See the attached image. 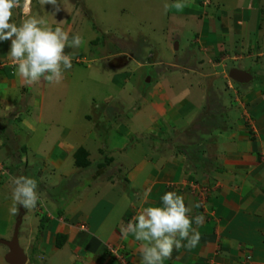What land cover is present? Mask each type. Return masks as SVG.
I'll list each match as a JSON object with an SVG mask.
<instances>
[{"label":"rangeland","instance_id":"rangeland-1","mask_svg":"<svg viewBox=\"0 0 264 264\" xmlns=\"http://www.w3.org/2000/svg\"><path fill=\"white\" fill-rule=\"evenodd\" d=\"M222 1L231 5L230 0ZM254 1V4L252 0L232 1L234 5L229 8L224 3L219 5L217 0H190L182 12L170 9L165 13L164 5L176 0H58L62 10L55 13L51 5L41 6L39 0H32L34 15L43 17L53 29L59 26L68 32L69 41L79 34L85 44L65 48V53L72 56V68L65 70L60 84L46 83L41 89L43 79L32 86L21 83L23 87L18 94L12 92L4 101L0 99L3 102L0 105V240L12 239L20 209L24 212L18 235V245L22 249L39 240L40 234L35 235L37 229L49 224L50 219L67 215L63 210L71 215L75 206L60 208V212L58 207L47 204H52L49 195L58 205L72 196L82 198L81 203L85 200L84 209L96 204L100 213L108 215L109 225L115 224L122 208L121 184L124 186L130 178L128 173L135 169H141L140 174L147 173V167L143 165L146 160L159 158L161 152L168 158L171 151L164 147L158 156L150 154L154 148L151 149L148 140L162 139L158 131L153 135L154 130L147 132L146 125L143 126L149 117L156 125L166 116L175 120L174 114L178 110L179 120L177 124L173 122V127L183 124L191 116L204 120V126H210L207 120L210 116L216 119L219 112L216 109L209 115L213 98L220 97L216 91L219 87L227 92L229 100L242 98L240 85L228 75L231 69L254 70L257 65L250 59V50L256 42L251 41L249 49L247 41L257 31V38H263L264 0ZM257 1H261L259 8ZM245 11L249 13L247 23L242 20ZM15 19L18 25L25 17L15 10L13 21ZM236 20L240 24L235 26ZM246 51L248 56L244 55ZM263 51L262 42L251 56H263ZM207 99H210L205 102L207 105L196 111ZM182 101L187 104H177ZM8 103L13 105L11 109ZM116 129L126 134L129 130V135L123 136ZM168 134L166 131L165 136ZM168 136L173 139V134ZM58 142L63 143L64 151L73 154L77 150L75 146L82 143L80 145L90 152L91 169L84 170L88 171L85 175L88 181H111L118 187L100 186L98 193L93 194L86 184H82L79 174L61 177V173H66L67 162L64 170L48 171L46 161L48 163L49 156L45 159L43 152H58ZM161 143L159 141L157 146ZM27 148L36 153L39 150V154H29ZM209 157L205 160L212 164ZM206 166L204 171H198L199 175L212 171V165ZM235 171L240 172L241 180L246 178V172ZM53 174L56 176L51 177ZM21 175L38 182L42 202H38L33 210L17 205V213L13 215L9 212L12 205L9 178ZM183 186L193 189L197 204L202 198L200 194L207 193L204 186L188 183ZM256 186L259 192L264 191V183ZM137 197L133 195L132 199ZM259 205L255 204L256 210H251L263 212L264 204ZM70 219L66 218L65 222L73 225ZM74 229L72 231H89L87 225ZM55 236L54 242H49L54 252L59 249L55 247ZM111 247L108 246V251L116 264L129 262L124 257V247ZM34 252L24 250L25 264H29V259L30 264H43L44 259L37 258ZM8 253V248L0 244V264H7L4 257ZM57 255L63 256L65 264L73 258L68 252ZM45 257L46 264H50L48 256Z\"/></svg>","mask_w":264,"mask_h":264},{"label":"crops","instance_id":"crops-1","mask_svg":"<svg viewBox=\"0 0 264 264\" xmlns=\"http://www.w3.org/2000/svg\"><path fill=\"white\" fill-rule=\"evenodd\" d=\"M219 1V5L222 6L224 3L226 7L232 8L233 2L236 0H230L231 5L222 0H217V3ZM252 1L254 4L255 1ZM257 2L259 8L261 1ZM248 6L250 7V5ZM248 16V11L242 15L244 23H247ZM259 16L261 15L257 17ZM256 20L258 21L257 18ZM17 21L15 19L13 22ZM239 24L240 21L236 20L235 26ZM257 33L258 31L253 33V37L249 36L247 41L249 49L251 41L256 42L255 47L250 50V59L257 63L255 69L238 68L248 72L252 76V80L242 85L236 83L240 85L238 87L243 92V96L239 100L236 97L233 101L229 100L227 92L220 87L216 90L220 97L213 98V102L209 106L212 108L211 111L209 110V115L216 109L219 112L215 116L216 119L210 116L211 119L207 120L212 127L204 126L205 121L195 116H191L183 124L173 127V122L177 124L179 120L180 112L178 110H176L177 114H174L177 117L175 120L166 116L153 125L152 117H149L144 122L143 126L146 125L147 132L154 130L155 134L153 135H156L158 131L162 139L157 142L148 140L151 149L154 148L150 154L158 156L161 148H171V151L168 158H166V154L162 155L164 152H161L159 158L149 159L148 162L146 160L143 165H146L147 173L140 174L141 169H135V172L128 173L130 178H127L124 186L121 184L122 208L121 212L117 214L120 218L115 224L109 225L108 215L100 213V207L96 204L84 209L85 200L81 203L82 198L72 196L64 204L58 205L48 193V200L52 204L49 202L47 204L58 207V211L60 208L68 209L71 205L75 206L72 211L70 209L72 216L63 210L67 215H59L61 217L55 220L50 219L49 224L41 227L39 231L37 229L35 235L40 234L39 240L36 242L32 238L35 242L30 243L32 241L30 240V244L23 249L29 253L30 250L35 251L37 258L44 259L43 264H46L45 255L48 256L50 264H65L66 260H63V256L57 255L61 252H68V255L73 257L68 264H116L109 254L108 246L112 245L113 248L122 246L125 248L124 257L129 261V264H141L139 242L135 241L131 235L127 240L123 239L119 226L125 221L124 226L133 221L142 207L162 206V196L169 191L183 196L186 206L197 205L193 189L190 190L187 186H183L188 183L193 186H204L208 190L202 200L204 207L198 204L200 207H193L190 214L193 218L196 215L205 217L203 225L199 227L193 220V228L199 231L201 238L195 248H174L171 258L166 259L163 264H264V210L263 212L251 210H256L255 204H264V191L259 192L256 186L258 183H264V55L251 56L258 44L261 46L263 42L264 46V35L263 38H257ZM243 38L241 39L243 40ZM10 44L11 41H5V44L0 41V99L3 98V101L12 92L18 94L23 87L20 84H25L16 75L15 67H9L12 63L8 56ZM244 55L248 56L247 51ZM260 64L263 66H259ZM10 69L14 70L13 76L9 73ZM46 83L48 82L45 81L41 85V89ZM228 86L232 89L230 84ZM206 101L208 103L210 99L202 101L196 111L205 107ZM1 102L0 100V105ZM177 104L187 103L182 101ZM12 107L13 105L8 103V108ZM29 109L32 110L31 105ZM116 131L123 136L129 135V130L128 134L123 130L116 129ZM166 131L173 134V139L169 138V134L165 136ZM159 141L162 143L158 147ZM80 144L82 143H78L75 148H83L91 163L89 150ZM61 146L63 143L58 142L57 149L60 148L58 152L53 150L43 152L45 159L49 156L48 163L46 161L48 171L64 170V164L68 163V168L65 169L66 173H61V177L68 178L79 174L78 177L83 179L82 184H86V188L92 190L93 194L98 193L100 186L118 187V184H111V181L109 183L100 179L88 181L89 179L85 176L88 171L84 170H90L91 166L82 170L75 167L72 151H64ZM27 150L29 154H39V150L37 153L33 152L31 148H27ZM50 156L54 159H51ZM206 156H210L212 164L207 163ZM206 165H212V171L204 176L199 175L198 171H204ZM235 169L246 172V178L241 180L238 176L240 172ZM44 170L46 171V169ZM50 176L55 177L56 175ZM92 182L95 183V190ZM133 195L138 197L133 200ZM69 217L73 225L65 222ZM86 225L89 229L88 232L72 231L76 226L86 227ZM57 234L66 236V239L62 247L54 252L50 248L49 242H54V236ZM182 243H186V241H182Z\"/></svg>","mask_w":264,"mask_h":264},{"label":"clouds","instance_id":"clouds-1","mask_svg":"<svg viewBox=\"0 0 264 264\" xmlns=\"http://www.w3.org/2000/svg\"><path fill=\"white\" fill-rule=\"evenodd\" d=\"M41 6L51 5L55 13L62 9L58 0H39ZM190 0H176L165 4L170 9L182 12ZM15 10L22 13L19 25L13 22ZM12 21V22H10ZM0 41H11L8 53L16 75L26 84H37L43 79L49 85H58L64 79L65 70L72 68V56L65 53L66 47H80L85 44L76 34L69 41V34L61 27L54 29L47 21L32 11V0H0ZM12 185L10 214L17 213V205L33 210L42 202L38 194V182L29 176L10 177ZM193 207L186 206L184 197L169 191L162 196V206L142 207L141 211L120 231L127 240L131 235L139 242L141 264H163L171 258L174 248H195L201 238L199 231L193 228L202 226L205 217L190 215ZM186 241V243H182Z\"/></svg>","mask_w":264,"mask_h":264},{"label":"water","instance_id":"water-1","mask_svg":"<svg viewBox=\"0 0 264 264\" xmlns=\"http://www.w3.org/2000/svg\"><path fill=\"white\" fill-rule=\"evenodd\" d=\"M175 49H177V43L175 44ZM228 76L233 82L241 85L247 84L252 80V76L248 72L235 68L230 70ZM23 213V210L20 209L12 239L10 241L0 240V244L5 245L9 250V253L4 257L7 264H25L27 261L24 251L18 245L19 226L21 225Z\"/></svg>","mask_w":264,"mask_h":264},{"label":"trees","instance_id":"trees-1","mask_svg":"<svg viewBox=\"0 0 264 264\" xmlns=\"http://www.w3.org/2000/svg\"><path fill=\"white\" fill-rule=\"evenodd\" d=\"M87 157H88L87 152L81 147L78 148L73 154L75 167L80 168V169L89 168L91 166V163L87 159ZM41 226H42V224H41ZM55 239H56L55 240L56 241L55 242V247L61 248L62 245L65 243L66 236L61 235V234H57L55 236Z\"/></svg>","mask_w":264,"mask_h":264},{"label":"built area","instance_id":"built-area-1","mask_svg":"<svg viewBox=\"0 0 264 264\" xmlns=\"http://www.w3.org/2000/svg\"><path fill=\"white\" fill-rule=\"evenodd\" d=\"M6 65V64H5ZM5 65H2V67H5ZM9 67L10 68H13L14 67V65H13V63H11L10 65H9ZM14 73V71L11 69L10 70V74H13ZM207 190V189H206ZM205 190V191H206ZM207 192H208V190H207ZM201 196H202V198L199 200V204L202 206V207H204V203L202 202V200L205 198V196L207 195V193L206 192H203L202 194H200ZM121 247V246H120ZM112 248V247H111ZM114 251V254H116L117 255V252H116V250H113ZM110 252V251H109ZM111 253V252H110ZM116 258V257H115ZM116 260H117V258H116ZM119 261H121L120 259H119ZM125 264H128V262H125Z\"/></svg>","mask_w":264,"mask_h":264},{"label":"flooded vegetation","instance_id":"flooded-vegetation-1","mask_svg":"<svg viewBox=\"0 0 264 264\" xmlns=\"http://www.w3.org/2000/svg\"><path fill=\"white\" fill-rule=\"evenodd\" d=\"M23 216V215H22ZM21 223H22V221H21Z\"/></svg>","mask_w":264,"mask_h":264}]
</instances>
